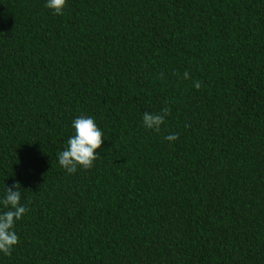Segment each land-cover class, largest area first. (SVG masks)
Instances as JSON below:
<instances>
[{"label":"trees","instance_id":"1","mask_svg":"<svg viewBox=\"0 0 264 264\" xmlns=\"http://www.w3.org/2000/svg\"><path fill=\"white\" fill-rule=\"evenodd\" d=\"M45 3L0 0V198L27 209L0 264H264V0ZM81 115L104 139L67 174Z\"/></svg>","mask_w":264,"mask_h":264},{"label":"clouds","instance_id":"2","mask_svg":"<svg viewBox=\"0 0 264 264\" xmlns=\"http://www.w3.org/2000/svg\"><path fill=\"white\" fill-rule=\"evenodd\" d=\"M67 0H46L45 6L52 10L56 15H62ZM184 78H188V73H184ZM200 83H195L194 87L199 89ZM168 110L163 109L161 114L150 112L143 113L142 122L145 129L159 132L164 123ZM74 134L69 136L66 146L58 153V163L67 174H73L78 168L87 170L93 166L94 161L100 155L97 149H100L103 143L102 130L97 126L91 116H79L71 123ZM169 143L178 139L176 133H171L164 137ZM13 185L12 188L5 190L0 198V206L6 211H0V253L5 256L10 255L13 247L18 242V236L14 231L15 223L19 221L26 213V207L21 204V191Z\"/></svg>","mask_w":264,"mask_h":264}]
</instances>
